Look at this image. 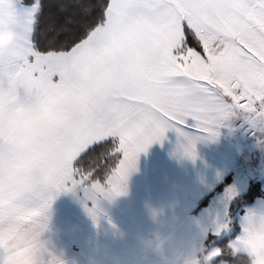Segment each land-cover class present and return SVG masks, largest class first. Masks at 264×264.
Instances as JSON below:
<instances>
[{
  "label": "snow or ice",
  "instance_id": "1",
  "mask_svg": "<svg viewBox=\"0 0 264 264\" xmlns=\"http://www.w3.org/2000/svg\"><path fill=\"white\" fill-rule=\"evenodd\" d=\"M44 7L0 0V28L17 32L0 51V214L38 215L80 190L98 222L99 202L126 194L140 154L169 131L193 161L222 127L258 133L236 113H264V0H74L41 47ZM217 258L237 257L229 243L198 257Z\"/></svg>",
  "mask_w": 264,
  "mask_h": 264
},
{
  "label": "crops",
  "instance_id": "2",
  "mask_svg": "<svg viewBox=\"0 0 264 264\" xmlns=\"http://www.w3.org/2000/svg\"><path fill=\"white\" fill-rule=\"evenodd\" d=\"M219 131L216 139L197 142L195 161L176 153L182 138L169 131L163 144L140 154L126 194L101 201L98 222L85 211L80 190L59 195L51 228L68 264H186L194 254L203 258L213 251L205 237L216 234L211 219L219 217L216 200L209 202L220 192L216 186L233 174L238 154L231 128Z\"/></svg>",
  "mask_w": 264,
  "mask_h": 264
},
{
  "label": "clouds",
  "instance_id": "3",
  "mask_svg": "<svg viewBox=\"0 0 264 264\" xmlns=\"http://www.w3.org/2000/svg\"><path fill=\"white\" fill-rule=\"evenodd\" d=\"M16 39L15 28L6 22L5 27L0 28V51H7ZM236 115L246 122L252 121L258 133L264 132V113L237 111ZM176 153L185 156L184 147L177 144ZM228 195L235 196V189L230 188ZM101 201L99 219L104 214ZM34 207L36 205L0 214V253L13 254L14 264H68L65 253L57 249L53 239L52 207L38 215L33 214ZM229 250L234 257L243 259L244 264H264V208L253 207L245 213L239 234L229 242ZM186 264H201V261L194 254Z\"/></svg>",
  "mask_w": 264,
  "mask_h": 264
},
{
  "label": "rangeland",
  "instance_id": "4",
  "mask_svg": "<svg viewBox=\"0 0 264 264\" xmlns=\"http://www.w3.org/2000/svg\"><path fill=\"white\" fill-rule=\"evenodd\" d=\"M233 129L234 124L231 126V135L233 140L235 142L237 141L238 154L232 180L228 185L220 188V192L216 193V196L209 202L211 203L216 200V209L214 211L217 212L216 217H219V219L212 218L211 222L214 224L210 226V231L216 232L215 235L228 234L231 231L232 225L228 222L229 219H234L237 223H240L243 216L241 215L242 212L246 213L253 207L264 208V154L261 153L262 143L259 142V134H254V130L250 128L252 132L249 137H245L241 134L235 135L234 137ZM251 179L258 182L261 191L255 199L243 203L240 208H237L234 206L236 203L235 198L244 192ZM230 188H234L236 191V195L233 197L228 195V190ZM219 225H225V227L217 234ZM207 237L208 236H206L205 239H207ZM206 243L211 244L210 241ZM205 254H207V251H205ZM217 264H220V261Z\"/></svg>",
  "mask_w": 264,
  "mask_h": 264
},
{
  "label": "trees",
  "instance_id": "5",
  "mask_svg": "<svg viewBox=\"0 0 264 264\" xmlns=\"http://www.w3.org/2000/svg\"><path fill=\"white\" fill-rule=\"evenodd\" d=\"M74 0H42V3L45 5L44 11L41 17V23L38 28L36 39L41 47L45 46L47 42L52 38V33L46 32V27L48 22L56 17L63 18L66 15L71 14L73 11L72 4ZM62 8L64 9L62 11ZM62 38V37H61ZM262 154H264V143H262ZM232 180V174H229L226 176L223 181L216 186L215 190H219L220 188L228 185V183ZM261 191V188L256 180H249L248 187L242 192L239 196L235 198V205L237 208H240V206L243 203H247L253 199L256 198V196ZM208 197L205 196L201 199L199 202V205L202 204L204 200ZM228 222L232 225V229L228 234H222V235H209L207 239H205L206 242H211L212 245H214L216 248H225L228 245L230 239L235 237L236 233L239 231V225L236 220L229 219ZM240 257L232 258L229 261V264H239ZM220 261L219 258L213 260L210 262V264H217Z\"/></svg>",
  "mask_w": 264,
  "mask_h": 264
},
{
  "label": "built area",
  "instance_id": "6",
  "mask_svg": "<svg viewBox=\"0 0 264 264\" xmlns=\"http://www.w3.org/2000/svg\"><path fill=\"white\" fill-rule=\"evenodd\" d=\"M251 132L252 131L250 129V126L243 123L242 121H236L234 123V129H233L234 137L235 135H238V134H241L245 137H249Z\"/></svg>",
  "mask_w": 264,
  "mask_h": 264
}]
</instances>
